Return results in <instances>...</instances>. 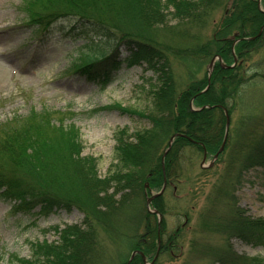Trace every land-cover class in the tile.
<instances>
[{
	"label": "rangeland",
	"instance_id": "374dc122",
	"mask_svg": "<svg viewBox=\"0 0 264 264\" xmlns=\"http://www.w3.org/2000/svg\"><path fill=\"white\" fill-rule=\"evenodd\" d=\"M19 1L0 0V123L15 115L26 116L31 108L38 112L71 111L75 114L67 115L64 124L79 129L80 138L76 132L70 133L67 140L71 141L72 150L61 144L55 133L52 139L45 138L39 144L18 141L0 150V162L16 181L32 192L60 198L70 207L69 211L20 220L19 215L10 213V204L0 201V264H38V254L48 256L42 264H220L217 256L223 258L228 245L236 255L264 257L262 248L228 235L238 224L244 228L243 223L248 221L264 222V29L254 41H246L253 30L259 26L258 34L264 26V1L257 6V16L244 20L245 29L220 38L214 32L222 25L223 5L233 0L213 3L202 18L199 7L193 9L192 15L196 16L190 18L186 4L201 6L204 0H161L166 27H154L149 19L144 22V10L130 0H110L112 7L111 3L106 9L96 7L122 32L130 29L146 34V40L156 49L151 71L144 66L123 69L103 92L71 74L59 77L86 39L76 38L72 43L65 39L55 46V35L49 46L32 50L26 42V30H10L22 18L17 9ZM69 1L79 12L90 6L84 0ZM226 9H231L229 4ZM173 18L177 23L169 25ZM175 24L185 33L179 34ZM215 38H219L222 48L231 44L230 54L213 53L202 62L185 63L173 54L179 45L194 48V43H200L206 47L211 40L212 46L217 45ZM112 47L113 41L103 40L100 50L107 52ZM124 50L121 46L117 49L127 59L129 55ZM217 56L221 61L215 60L211 67V60ZM227 65L239 71L226 76ZM209 76L211 85L207 89ZM225 76L228 102L227 98L222 102L210 98L207 105L218 104L229 116L223 154L213 161L215 152L207 151L206 144L198 139L202 134L191 132L203 114L194 116L191 128L188 124L177 132L187 139H176L168 147L176 132L161 134L153 123L168 115L167 95L171 93L174 106L181 95L187 96L184 101H189L192 113L204 102L191 103L192 95L206 88L207 96H214L220 92V79ZM237 76L238 84L232 81ZM211 110L208 114L214 112ZM174 113L172 119L182 120L176 116L180 114L178 109ZM226 113L214 112L216 121L211 119L218 128L207 131L210 136L220 135L217 149L226 131ZM181 125L182 122L178 126ZM152 126L154 132L149 137ZM198 145L207 154L203 165V149ZM165 150L170 152L165 154ZM129 151L130 164H135L130 173L142 195L132 199L130 205L125 204L124 197H134L136 189L134 185L128 190L127 185L118 184L112 185L106 196L93 200L82 178V167L87 171L94 169L104 180L118 172L117 161L124 160ZM78 156L85 162L78 161ZM162 156L165 171L160 165ZM164 177L167 188L163 197L147 206L146 199L162 189ZM145 183L149 184L148 189H144ZM223 184L225 193L220 195ZM216 187L218 198L213 195ZM154 209L162 215L161 227L159 219L149 214ZM237 213L241 218L236 217ZM70 225L75 226L65 228ZM159 232L163 244L169 247L164 249L162 244L156 254ZM70 234L75 237L70 239ZM47 246L55 248L46 249ZM10 255L17 257L10 260Z\"/></svg>",
	"mask_w": 264,
	"mask_h": 264
},
{
	"label": "trees",
	"instance_id": "16d2710c",
	"mask_svg": "<svg viewBox=\"0 0 264 264\" xmlns=\"http://www.w3.org/2000/svg\"><path fill=\"white\" fill-rule=\"evenodd\" d=\"M49 1L50 0H34L33 1V3L30 5V11H31L32 15L34 16V18H41L40 17L41 15L45 16L47 13L49 15L50 13H53V12L54 13L56 12L59 14L80 15L81 17L89 20L90 23L93 24L100 31H103V32L114 31L116 34L120 35L122 38H124V36L130 37L129 39H131V43L136 48L135 49L136 58L139 60L142 59L143 61H145L148 64V66L150 67L151 70L153 69V67H154L153 60L156 58V51H155L156 49L154 48V46L152 44H150V42H148L146 40V38H148V36L146 34H142V33H139L137 31L130 30V29H126L125 31L122 32L120 30L119 26L116 25L115 23H113V21H110V18L104 14L105 12L98 11L97 9H95L96 7H98L99 9L100 8L106 9L110 5L109 3H111L110 6L112 7L113 6L112 1H110V0H84V2L87 5H90V6L85 7L86 10L84 12H79L77 8H73L74 5L72 3H70L69 0H52L51 2H49ZM130 1L134 5L140 6L144 10L143 17H142L144 22H147V19H149V21L152 23V25L154 27H157V26L166 27L165 25L167 23V20L164 19V16L162 14V10L160 9L161 0H130ZM184 1L185 0H181L182 3ZM190 1H192V0H190ZM195 1H198V0H195ZM262 1H264V0H262ZM216 2L219 3V0H204V4H201V6H200V4L192 5L191 2H188L186 5L189 7L188 10L190 11V18H191V16H196V15H192V12H193V9H196L197 7L200 8L199 14L201 15V18L204 14L207 15V13L210 11V8H212V6H213V3L216 4ZM227 4L230 5L231 9H226ZM190 5H192V6H190ZM223 7L225 8V12H224V18L222 21V25L220 28L217 29V32H214V35L216 33V36L219 38L221 36L228 37V36L233 35L234 33H238L239 31H242V29H245V26H246L245 24H243L244 20L245 19H251L252 17H255L258 15V13H257L258 12L257 0H233V2L230 1V2L225 3L223 5ZM172 22L177 23L174 21V18H173V20H171L169 22V25H171ZM180 22H182V21H180ZM175 26H176L175 29L179 31V34L185 33L184 32L185 30H182L180 28L181 26H179L177 24H175ZM258 28H259V26L251 32L252 36H255L257 34ZM131 31H133V32H131ZM138 36L141 38L143 37L142 40ZM219 38L218 39L215 38V40H213L217 44V45H213V46H212V40L210 41V43L206 47L202 46L200 43H194L195 44L194 48H184V46L179 45L173 54L175 55V57L179 58L178 59L179 61L182 60V61H184V63L187 62L188 60H191L192 62H202V61L208 59L209 57H211V55L213 53H217L219 55H222L223 53L226 55L230 54L231 44H229V46H227V47L222 48L223 45L220 42ZM194 42H196V40H194ZM219 71L220 70H218V72ZM232 71H236V73H237V71H239V70L228 69V70H225L224 72H225V75L227 74L226 76H230V75H232ZM221 72L222 71H220V73ZM239 74L240 73H238V75ZM226 76L223 80L220 79V82L222 85L220 86L221 90L219 93H217V94L213 93L212 95H214V96H210V97L207 96L208 95L207 93L202 94V95L195 93L191 97V98L195 97V99L193 100V103H196L197 101L201 102L202 100H204L203 106L204 105L207 106V105H209V99L210 98H213L214 100H219V102L226 101V98L228 97V95L226 94L227 93L226 83L228 82L226 79ZM238 79H239V76L232 78V81L236 80V82L238 84V81H237ZM167 97L169 100L168 104H167V106H168L167 112L168 113H165V114L170 115V117H168V115H165L164 112H161L160 114H164L165 116H163V118L158 117L157 120L153 122L154 125L157 126L156 129L159 130V132H161V134L166 132L169 135L172 130H173V132L177 133L181 129H185V127H187L186 125H188V124L190 125L192 123V120H194V116H198V115L200 116L201 114H203L202 117H199L200 120L198 122H196V124L193 126L191 132L192 133H198L199 132L200 134H202L198 138L199 141L204 142L206 144L205 147H206L207 151L209 150V151H213L216 153L218 149L216 148L217 146H215V145L218 144L219 139H220L219 138L220 135L210 136L207 133V131L209 129H211V127L218 128L217 123L216 122L213 123L211 118L215 119V121H216V115L213 116L212 114L216 111L221 112V110L217 109V108H214V109L212 108V110L211 109L204 110L203 113H201V111L191 113L189 110V107H190L189 101H184L187 96L182 97V95H181L179 97L180 101L179 100L177 101L178 102L177 106H174V104L176 102H174V100H172L171 93L168 94ZM190 99H187V100H190ZM228 100L229 99L227 98V102H228ZM215 105H218V104H214L211 106H215ZM175 109H178L179 113H180L179 115L176 114V116L182 117V120H180L177 117L172 119L171 115L175 114L174 113ZM210 110L214 111V112L208 114ZM181 122H182V125L178 126ZM189 127L191 128V125ZM37 131H39V130H35L32 128V129H28L24 133L13 136L12 142L9 143L8 145L2 146L0 150L11 147L14 143H16L18 141H20V142L32 141L30 143H38L39 144L40 141H42L45 138L52 139L51 135L54 134L51 131H47L45 134H43L42 132L41 133L40 132L35 133ZM219 131H221V130L219 129ZM60 132H64V131L61 130L58 133L55 132L56 137H60L59 140H61V142H62L61 144L69 146V150H72L71 143H70L71 141L67 140V139L71 138V135H70L71 132L66 130L65 135L61 134ZM153 132H154V128L152 126L149 137L152 136ZM32 133H35V134H32ZM36 139H38V140H36ZM179 140H184V139L179 138ZM129 150H130V148H129ZM29 151H30V149H29ZM130 154L131 153L129 151L126 154V157H124V160L119 159L116 163V164L120 163L118 172L113 174L110 177L105 178L104 180H101L96 175V172H94V169L89 168L87 171L85 168L82 167V170H81L82 171V178L86 182V183L84 182L86 184V186L91 190L90 194L92 195L93 200H96V198L98 196L99 197L100 196H106V194L111 189L112 185H118V184L127 185L128 190H129V188L133 187V185H134V187L136 189V194L134 195V197H132L130 195H126L124 197L122 202L125 204L128 203L130 205V203L133 202L134 199H136L138 196L142 195V192L140 190V186L137 185L136 179L130 173L132 167L135 169V164L134 165L130 164L131 163V161L129 159ZM262 156H264V146H263V150H262ZM78 159H79L78 161L85 162L84 159H80L79 156H78ZM246 163H248V162L245 161L244 166H246ZM241 168H243V167H241ZM222 189H223V191L220 193V195L225 193L224 184L222 186ZM111 191H112V193H114V190H111ZM32 194L35 195V199L40 200L39 201L40 203L42 201L45 204L46 203L50 204L49 207L63 208V207L69 206V205L65 206V205L60 204V203H62L60 201V198H57V197L52 198V197H50V195L37 192L36 190H33ZM213 195L217 196L216 198H218L220 196L218 187H216V190L213 191ZM132 199H133V201H132ZM141 199L143 200L142 196H141ZM111 204H114V203L111 202ZM129 207H131V206H129ZM236 217L241 218V215L238 214V215H236ZM238 222H241V221L239 220ZM148 223H151V222L148 221ZM238 225H239L238 227L234 226L230 229V233H228L229 236L235 235V236L239 237V239H244L246 241L251 242V245L254 247L257 246V247H262L264 249V222H261L259 220H254L251 222L248 221V222L243 223L244 228H241V224H238ZM72 228H69V229H72ZM68 231H72V230H68ZM149 233L150 232H146L145 235L148 236V235H150ZM83 236H85V234H83ZM74 237H75V234L69 235L70 239H73ZM170 243H172V242H169L168 244L170 245ZM44 247H46V246L44 245ZM47 247L48 248H46V249L55 248L52 246H47ZM163 247H164V249L165 248L167 249L169 246H166L163 244ZM227 247L228 248L226 250H223V252H225V253H223V258H221L219 255L217 256V259H216L217 263H220V264H264V257L263 258H261V257L248 258L244 255H236L235 253L230 251L229 245ZM151 248H153V247H151ZM35 257H36L35 258L36 262H39L38 264H42V263H44V261L47 259L48 256L43 255V254H38Z\"/></svg>",
	"mask_w": 264,
	"mask_h": 264
},
{
	"label": "water",
	"instance_id": "95a60500",
	"mask_svg": "<svg viewBox=\"0 0 264 264\" xmlns=\"http://www.w3.org/2000/svg\"><path fill=\"white\" fill-rule=\"evenodd\" d=\"M212 63H213V62H212ZM212 63H211V64H212ZM176 136H181V135H175V136H173V137L171 138L170 142H169V146L171 145L173 139H174ZM225 139H226V135H225ZM225 139H224V142H223V144H222V147H221L220 151L223 149V146H224V143H225ZM150 201H151V199H149V200L147 201V203L149 204Z\"/></svg>",
	"mask_w": 264,
	"mask_h": 264
}]
</instances>
